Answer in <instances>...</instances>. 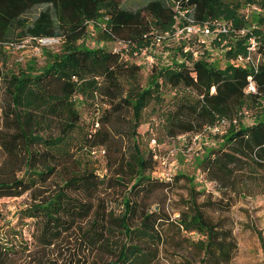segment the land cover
I'll list each match as a JSON object with an SVG mask.
<instances>
[{
	"label": "trees",
	"instance_id": "trees-1",
	"mask_svg": "<svg viewBox=\"0 0 264 264\" xmlns=\"http://www.w3.org/2000/svg\"><path fill=\"white\" fill-rule=\"evenodd\" d=\"M213 22L232 31L218 34L208 49L190 44L203 52L197 59L184 52L186 41L167 43L170 61L157 54L148 68L129 58L163 45L156 37L172 34L176 25L214 29ZM242 30L245 35L233 33ZM249 38L256 42L255 68L238 61ZM41 39H58L60 50L43 49L40 66L31 59L8 67V46ZM117 42L126 45L120 53L107 46ZM249 76L255 94L244 92ZM167 91L173 96L166 103ZM152 103L157 143L213 137L194 157L203 182L220 193L264 195V0H150L136 9L124 0H0V199L28 195L19 218L34 226L37 249L29 264H58L52 252L64 244L66 264L231 263L232 230L206 212L223 209L221 201H200L205 191L195 176L176 172L168 182L151 176L160 159L141 144L138 129L149 121ZM85 106L91 124L81 122ZM95 157L103 160L104 174H97ZM181 181L186 195L176 202L153 195ZM167 200L176 210L165 208ZM113 201L118 215L108 210ZM21 238L20 250H30ZM16 253L0 237V264Z\"/></svg>",
	"mask_w": 264,
	"mask_h": 264
},
{
	"label": "rangeland",
	"instance_id": "rangeland-1",
	"mask_svg": "<svg viewBox=\"0 0 264 264\" xmlns=\"http://www.w3.org/2000/svg\"><path fill=\"white\" fill-rule=\"evenodd\" d=\"M150 0H124L126 7L136 9ZM43 7L36 8L32 11V14H36ZM248 10H245V13ZM92 31V27H90ZM156 47V55L160 60L170 61L171 52H163L166 44ZM179 42L170 41L168 46L175 47ZM60 41L58 39H51L45 43H32L29 40L24 41L21 45L8 46L7 50L10 52L9 68L15 65L23 66L27 61L35 59L38 65L43 64L42 50L49 52H58L60 50ZM89 47H95L94 41L87 40L86 43ZM103 43L99 44L102 46ZM109 49L120 48V44L109 43ZM196 46V45H195ZM169 54V55H168ZM164 55H168L167 58H161ZM170 56V57H169ZM219 56V53H218ZM217 56V57H218ZM219 61L215 62L218 64ZM222 66V65H221ZM148 78V72L141 71L140 83L143 85ZM166 103L170 102L173 94L167 91ZM100 103V102H99ZM153 103L145 111L150 117L145 124L141 125L138 129L139 141L144 147L152 148L157 154V158L163 159L160 161L156 170L151 174L153 178H161L166 181V173L170 170L172 176L176 172H181L188 176L196 177V184L198 189H204L205 195L199 198L204 200L208 196L215 202L221 201L223 209H208L206 212L213 220H224L226 227L232 230V235L236 243V250L234 252L232 261L230 264H264V249L261 247L259 240V234L264 237V195L245 196L235 195L233 193H220L216 190L215 186L210 183H205L201 179L199 171L196 170L194 164V157L202 150L204 146L213 145V137L205 134L204 136H183L176 139H164L161 143H157V139H161V133L157 130V118L155 115H151L150 111ZM1 104H0V124H1ZM81 114V122L84 124H91L93 114L89 106L81 107L79 109ZM251 116V115H250ZM251 118V117H250ZM250 120L247 121L249 123ZM152 130V134L150 133ZM156 140V144L151 142V139ZM3 162V154L0 149V174L3 173L1 164ZM94 168L97 169V174H104V162L98 157H95ZM168 182V181H167ZM183 181L168 191L162 192L156 191L153 195L167 194L168 200L176 202L179 196H185L186 191L183 189ZM152 196L151 198H153ZM208 197V198H209ZM166 201L164 206L169 211L176 210L175 203L171 204ZM29 202L28 195L25 194L19 198H2L0 199V237L4 236L5 239L14 247L17 251L8 264H29V253L37 249L32 234L34 232V226L32 221L23 220L20 221V212L23 210ZM163 206V207H164ZM108 210H112L115 215L120 214L121 208L116 202H112L109 205ZM176 213H174V217ZM20 237H22L23 243L30 245V250H20L21 245L19 243ZM24 252V253H23ZM66 245H61L52 252L51 258H57L58 264H66ZM65 262V263H64Z\"/></svg>",
	"mask_w": 264,
	"mask_h": 264
},
{
	"label": "built area",
	"instance_id": "built-area-1",
	"mask_svg": "<svg viewBox=\"0 0 264 264\" xmlns=\"http://www.w3.org/2000/svg\"><path fill=\"white\" fill-rule=\"evenodd\" d=\"M177 9V5L175 7ZM180 15H182L180 13ZM212 26L214 29H211L210 25L204 24V25H198V24H184L183 26H175L174 32L172 34L165 33L161 36L156 37V44H160L161 42H170V41H186L187 47H185L184 52H193L192 46L190 44H194V46L202 47L204 46V49H208L210 41L212 39H215L218 34H228L230 31V27L226 24H220L218 22H213ZM236 34V36L245 35V31H237L233 32ZM51 39H41L38 40L39 43H45ZM117 44H120V48H116L113 51L115 53H120L121 49L125 48L126 45L120 42H117ZM248 48H247V54L245 56H241L238 58L239 62L242 63H250L254 68L256 65V62L259 60L258 56H256V42L253 38H249L248 40ZM203 48V47H202ZM203 52L200 51V53H197L196 51L193 52V57L195 59L199 58ZM155 55L156 51L154 47L139 49L137 51H134L133 54L129 57L130 60L137 64V65H144L145 67H150L155 62ZM211 61L214 59L211 58ZM245 94H255L257 92L255 81L252 77L247 78V84L244 89ZM95 127H98L96 124ZM214 132H219V128L216 127L213 129ZM154 143V141L152 142ZM96 152H93L95 154ZM98 154H103V151L99 150ZM157 158V156H156ZM161 163L163 159H160ZM166 175V181H171L172 175L170 174V170L165 174Z\"/></svg>",
	"mask_w": 264,
	"mask_h": 264
}]
</instances>
